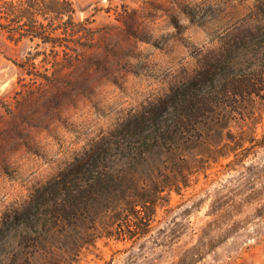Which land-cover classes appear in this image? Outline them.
<instances>
[{
  "label": "rangeland",
  "instance_id": "obj_1",
  "mask_svg": "<svg viewBox=\"0 0 264 264\" xmlns=\"http://www.w3.org/2000/svg\"><path fill=\"white\" fill-rule=\"evenodd\" d=\"M75 1L76 17L93 20L98 41L86 51L93 63L65 69L58 88L30 80L15 62L35 46L9 40L0 28L1 234L24 214L36 188L130 115L187 80L214 76L222 62L234 69L261 64L264 0ZM261 93L253 98L255 118L247 121L257 139L244 157L223 159L179 193L164 192L145 236L86 244L79 263L264 264ZM21 230L8 232L14 239L7 250L19 248ZM55 257L60 264L75 258Z\"/></svg>",
  "mask_w": 264,
  "mask_h": 264
},
{
  "label": "trees",
  "instance_id": "obj_2",
  "mask_svg": "<svg viewBox=\"0 0 264 264\" xmlns=\"http://www.w3.org/2000/svg\"><path fill=\"white\" fill-rule=\"evenodd\" d=\"M78 9L75 0H0L6 37L35 46L15 64L39 88H58L65 69L93 63L86 51L97 29L89 16L76 17ZM257 41V67L222 62L214 76L175 86L36 188L24 214L0 233V264H60V252L75 257L67 264H80L86 244L134 242L150 231L164 192L179 193L223 159L244 157L257 139L247 125L257 112L253 98L264 93V32ZM20 227L19 248L7 250L8 232Z\"/></svg>",
  "mask_w": 264,
  "mask_h": 264
}]
</instances>
